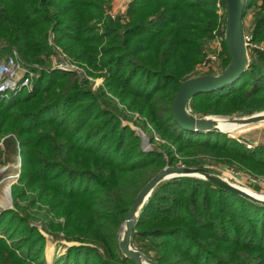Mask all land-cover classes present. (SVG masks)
Returning a JSON list of instances; mask_svg holds the SVG:
<instances>
[{"label": "trees", "instance_id": "16d2710c", "mask_svg": "<svg viewBox=\"0 0 264 264\" xmlns=\"http://www.w3.org/2000/svg\"><path fill=\"white\" fill-rule=\"evenodd\" d=\"M111 1L0 0V55L16 50L26 66L41 71L32 91L0 97L6 151L18 153L20 144L23 158L12 190L16 208L0 214V264H47V240L30 221H50L49 214L66 219L50 225L55 233L90 243L70 247L55 264H136L120 248L124 224L140 191L166 165L213 172L210 166L223 161L264 173L263 145L250 149L225 132L188 130L173 115L181 82L216 72L200 67L211 62L217 0H133L126 23L108 12ZM251 10L250 43L258 44L264 0H246L244 20ZM223 42L219 72L231 58ZM250 45L240 79L195 95L194 114L248 116L264 109V49ZM57 47L88 76L104 77V87L93 90L77 70L49 66L53 54L61 56ZM108 92L142 113L166 144L142 149ZM2 155L0 163L7 161ZM131 243L158 264H264V204L207 179H166L144 205Z\"/></svg>", "mask_w": 264, "mask_h": 264}, {"label": "rangeland", "instance_id": "374dc122", "mask_svg": "<svg viewBox=\"0 0 264 264\" xmlns=\"http://www.w3.org/2000/svg\"><path fill=\"white\" fill-rule=\"evenodd\" d=\"M133 0H112L111 1V8L108 9V12L111 14L117 16V15H123L127 13L128 8L130 6V3ZM217 7V3H216ZM226 8V7H225ZM218 11V8H217ZM226 14H227V8H226ZM127 16V15H126ZM226 18V17H225ZM253 19V11L251 10L247 17L245 18V35L247 38H250V34L252 31V25L251 21ZM123 23H126L130 20V16H127V18L122 19ZM223 19L219 17L218 23H220ZM220 25L218 24L213 31V34L215 35V31L219 30ZM226 31V29H225ZM223 36H217L212 39L211 46L208 49L209 55L211 57V62L209 65H203L201 68L202 73L207 72L210 67L213 66L215 69V74L219 73L220 65L222 62V59L226 57L227 53L225 52L224 48V40ZM251 44L252 47H263L264 48V41H261L258 44ZM208 47V46H206ZM58 50L61 51V56L58 54H53L50 57V61H48L49 66L53 64L52 68H58L62 64H72L73 69H77L78 72H80L81 78L83 77H89L91 80L92 89L95 90L99 86L105 85V78L104 77H97L92 78L87 75V71L84 67L79 66L75 62L71 61V59L64 53L59 47H57ZM248 62H250V51L248 50ZM13 57V60L15 62L14 70L17 73V76L20 77L19 81L23 80V82L27 79H29V83L19 82L18 83V89L15 90H6L0 97L9 98L12 95H16L17 93L21 91H32L35 85L36 80L39 78L41 71L37 70L36 68H28V72L24 71L25 67H28L24 64L23 59L20 57L18 52L16 50H12L9 54L0 55V64L7 62L10 60V58ZM46 59V58H45ZM40 65L39 63H36ZM37 65V66H39ZM26 70V69H25ZM29 72H31L29 74ZM202 75V74H200ZM197 76V75H196ZM2 81V80H1ZM107 95L115 100L117 102L118 107L123 111V114L121 115V119L123 124L129 125L132 130L135 132L136 136L140 139V145L141 148L146 151H152L154 148H159V145L166 144V141L163 140L158 132L154 129V127L151 125V123L148 121V119L140 113L138 110H131L122 103L118 97H115L114 94L111 92H108ZM257 113H264V109L258 110ZM250 114V115H253ZM248 115V116H250ZM204 116H212V117H218V118H225V119H232V118H240V117H246L247 115H244L243 113H233V114H223V113H215V112H209L205 115H201L199 117ZM150 132L148 131V129ZM236 129H234L235 131ZM232 131V130H227ZM225 132V131H223ZM232 138L238 139L240 142L247 145L248 148H254V146H264V122H259L256 124H251L246 127L240 128L239 130L235 132H225ZM10 135L2 136L0 135V152L2 150V156L7 159L6 162L0 163V214L4 212L5 210L14 209L15 204L13 201V195L12 190L13 188L20 184L19 180L21 178L22 169H23V158L21 155L20 150V144L17 145L18 153L17 152H8L6 151V145L5 140ZM151 136L154 138V142L151 140ZM3 157L1 158L3 160ZM210 169L213 170V173L218 174L222 176L224 179L228 180L229 182L235 184L236 186H239L241 188H244L245 190H248L249 192L264 197V173H256L252 172L249 169L243 168V166H240L239 164H229L223 161H219V163L212 164L210 166ZM10 195V196H9ZM32 195H34V192L32 191ZM42 202V201H41ZM22 204H25L21 202ZM40 204V203H39ZM42 207L41 212H45V209H47V206L44 204H40ZM48 218L50 221H47L44 219L43 216H40V219H32L30 222L32 225L36 226L38 228V231L43 234V236L47 240V246H46V260L47 264H55V259L63 256L72 246L75 245H89L90 243H84L80 241H74L67 238L64 234V232L55 233L51 229V224H65L66 219L64 215H56L49 214ZM1 235V234H0ZM8 238V237H7ZM148 241V240H147ZM135 249L140 250L139 247L134 246ZM14 252L19 255L21 254L18 249H14ZM154 254V252H152ZM151 258V257H150ZM153 259V258H152ZM154 260V259H153ZM156 261V260H155ZM157 262V261H156ZM18 264H38L35 263H28L25 260H18Z\"/></svg>", "mask_w": 264, "mask_h": 264}, {"label": "water", "instance_id": "95a60500", "mask_svg": "<svg viewBox=\"0 0 264 264\" xmlns=\"http://www.w3.org/2000/svg\"><path fill=\"white\" fill-rule=\"evenodd\" d=\"M226 1V31L225 41L230 51V61L227 67L218 74H202L192 76L181 82L173 100V115L177 123L188 130L193 131H217L223 132L219 127L218 121L212 116L199 117L190 109L191 99L199 94L214 91L235 83L247 70L248 62V43L244 31V11L246 0H225ZM230 121L242 124H256L264 121V113H257L246 117L232 118ZM189 176L210 180L212 183L254 202L264 204V198L257 197L244 188L224 179L222 176L213 173L203 167H191L184 164L166 165L143 187L132 206L129 209L120 248L122 253L131 258L136 264H158L155 260L147 256L142 251L132 246V233L140 216V213L151 196L156 186L162 181L174 177Z\"/></svg>", "mask_w": 264, "mask_h": 264}, {"label": "built area", "instance_id": "2783aa9c", "mask_svg": "<svg viewBox=\"0 0 264 264\" xmlns=\"http://www.w3.org/2000/svg\"><path fill=\"white\" fill-rule=\"evenodd\" d=\"M216 3H217V8H218V11H217L218 16L224 20V18L226 17V8L224 6L223 0H217ZM111 15L113 17H116L113 14H111ZM121 16L123 17V19L127 18V16L125 14H123ZM223 20L219 23L220 29L215 31V35L223 36V38H225V36L222 33L226 29V26L223 23ZM261 48L264 49L263 47H261ZM14 65H15V62L13 60V57L10 58L9 61L0 64V96L2 94H4L3 93L4 91L9 90V89H11V90H15L16 89V91H17L18 83L19 82H23V80L19 81L20 77L17 76V73L14 70ZM72 66H73L72 64H65L64 63V64L60 65L58 68L63 69V70H67V71L77 70V69H73ZM28 68L29 67H25L26 70L24 69V71L28 72ZM29 69H31V68H29ZM30 73L31 72H29V74ZM25 81H26V83H29L30 80L26 78ZM24 82H23L22 85H24Z\"/></svg>", "mask_w": 264, "mask_h": 264}, {"label": "bare ground", "instance_id": "6f19581e", "mask_svg": "<svg viewBox=\"0 0 264 264\" xmlns=\"http://www.w3.org/2000/svg\"><path fill=\"white\" fill-rule=\"evenodd\" d=\"M214 118L218 121L220 129H222L225 132H231L232 133V132L239 130L240 128L248 126L247 124L236 123V122L230 121V119H225V118L223 119V118H218V117L217 118L214 117ZM234 129H236V130L234 131ZM227 130H232V131H227ZM246 191H248V190H246ZM251 194H253V193H251ZM253 195H255V194H253ZM255 196L260 197V198H264V197H261L258 195H255Z\"/></svg>", "mask_w": 264, "mask_h": 264}]
</instances>
